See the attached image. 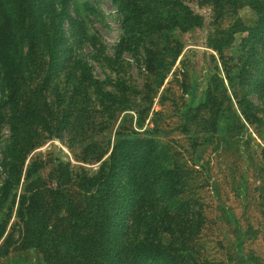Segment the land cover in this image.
<instances>
[{"label":"rangeland","instance_id":"rangeland-1","mask_svg":"<svg viewBox=\"0 0 264 264\" xmlns=\"http://www.w3.org/2000/svg\"><path fill=\"white\" fill-rule=\"evenodd\" d=\"M182 1L200 24L169 25L170 5H165L156 29L126 41L123 14L112 0H68L70 19L62 23L66 41L60 57L68 66L63 69L62 61L52 71L59 95L52 91L50 100L64 97L73 114L55 115L24 166L36 161L48 188L57 187L55 174L65 167L74 179L85 174L101 180L92 191L106 201L118 231L131 225L137 202L165 188L166 195L184 190L197 218L193 243L202 258L245 264L246 254L248 264H264V56L246 64L252 71L246 98L256 121L242 118L244 127L231 131L222 120L214 130L203 131L200 113L194 122L182 120L190 102L196 106L204 99L212 75L222 76V59L237 69V59L248 50L243 27L255 26L264 6L259 0L257 7L237 0L236 8L234 2L216 20L211 4ZM218 38L224 44L222 58ZM82 63L90 73L85 81L79 74ZM120 106L127 109L118 110ZM8 136L7 124L1 123L0 147ZM115 144L119 157L112 161ZM103 162L107 178L100 177ZM71 189L81 192L75 181ZM20 234L13 223L0 264H46L40 252L19 243Z\"/></svg>","mask_w":264,"mask_h":264},{"label":"trees","instance_id":"trees-1","mask_svg":"<svg viewBox=\"0 0 264 264\" xmlns=\"http://www.w3.org/2000/svg\"><path fill=\"white\" fill-rule=\"evenodd\" d=\"M197 1L211 4L216 20L234 2L236 8L237 3ZM250 1L256 5V0ZM112 2L123 14L126 41L156 29L154 22L165 5H170L166 10L169 25L200 24V17L182 0ZM257 4L264 6V0ZM67 7L68 0H0V124H7L9 130L0 147V251L8 249L14 223L20 228L19 243L40 252L46 264H221L202 258L193 243L197 218L192 215L190 198L184 196V190L178 188L166 195L165 188L137 202L131 225L127 231H118L106 201L96 198L95 188L92 191L101 180L85 174L74 179L65 167L55 174L57 187L48 188L43 185L36 161L24 166L28 154L40 144L43 131L55 123V115L59 111H65L67 116L73 114L71 103L64 97L58 102L50 100L52 91L59 95L58 84L51 83L52 71L62 61L63 69L68 66L60 59L66 41L62 23L70 19ZM243 30H248V50L237 59V69L231 70L222 59V76L212 75L204 99L196 106L190 102L184 110L183 123L194 122L198 113L197 122L203 131L214 130L222 120L231 131L244 127L242 118L249 123L256 121L255 109L246 98L245 82L252 79L246 64L264 56V13L258 16L255 26H244ZM217 33L231 34L223 30ZM219 39L222 58L224 44ZM78 68L81 81L90 78L85 63ZM62 90H66L65 85ZM125 109L126 106L118 108ZM116 150L117 144L112 161L119 157ZM107 176L103 162L100 177ZM74 181L81 192H72ZM244 256L248 264L250 259Z\"/></svg>","mask_w":264,"mask_h":264}]
</instances>
